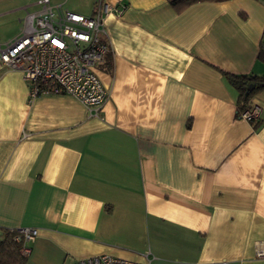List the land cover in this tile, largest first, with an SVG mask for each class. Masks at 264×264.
Wrapping results in <instances>:
<instances>
[{
  "label": "crops",
  "instance_id": "obj_1",
  "mask_svg": "<svg viewBox=\"0 0 264 264\" xmlns=\"http://www.w3.org/2000/svg\"><path fill=\"white\" fill-rule=\"evenodd\" d=\"M23 1L0 17L38 10ZM104 1L126 8L104 19L99 117L71 96L30 102L0 68V230H38L29 264H264V91L243 119L223 75L264 78V2Z\"/></svg>",
  "mask_w": 264,
  "mask_h": 264
},
{
  "label": "built area",
  "instance_id": "obj_2",
  "mask_svg": "<svg viewBox=\"0 0 264 264\" xmlns=\"http://www.w3.org/2000/svg\"><path fill=\"white\" fill-rule=\"evenodd\" d=\"M35 4L38 10L27 12L18 34L6 41L0 38V68L22 74L30 85V102L43 94L71 96L87 108L90 117H99L109 99V91L96 72V66L111 52L104 19L110 14L121 16L126 7L99 0L93 15L85 16L50 0ZM261 112L255 107L240 116L259 120ZM16 231L15 241L21 243L20 252L28 259V244L39 232L35 228ZM257 257L264 259V252ZM144 260L101 255L79 259L75 264H151L148 254Z\"/></svg>",
  "mask_w": 264,
  "mask_h": 264
},
{
  "label": "trees",
  "instance_id": "obj_3",
  "mask_svg": "<svg viewBox=\"0 0 264 264\" xmlns=\"http://www.w3.org/2000/svg\"><path fill=\"white\" fill-rule=\"evenodd\" d=\"M228 0H167V2L177 11L182 12L193 4L199 2H223ZM258 60L264 64V44H262ZM225 79L238 92L237 106L239 115L251 111L254 107L252 99L264 91V78L255 75L239 76L223 72ZM256 121V120H254ZM260 122L256 124L259 125ZM0 264H29L20 249L21 243L15 241L17 231L0 230Z\"/></svg>",
  "mask_w": 264,
  "mask_h": 264
},
{
  "label": "rangeland",
  "instance_id": "obj_4",
  "mask_svg": "<svg viewBox=\"0 0 264 264\" xmlns=\"http://www.w3.org/2000/svg\"><path fill=\"white\" fill-rule=\"evenodd\" d=\"M21 0H0V13L7 9H12ZM25 1V0H24ZM23 1V2H24ZM28 1V0H27ZM31 1V0H29ZM65 2L62 6L63 9H68L75 12L86 13L88 3L83 0H58V3ZM26 13V12H25ZM25 13L17 12L12 15L0 17V36L4 37L13 32H18L23 26ZM20 19V21H18Z\"/></svg>",
  "mask_w": 264,
  "mask_h": 264
},
{
  "label": "water",
  "instance_id": "obj_5",
  "mask_svg": "<svg viewBox=\"0 0 264 264\" xmlns=\"http://www.w3.org/2000/svg\"><path fill=\"white\" fill-rule=\"evenodd\" d=\"M0 235H1V232H0Z\"/></svg>",
  "mask_w": 264,
  "mask_h": 264
}]
</instances>
